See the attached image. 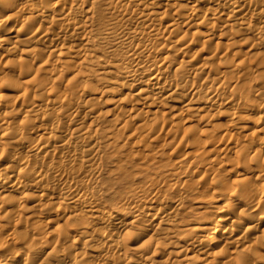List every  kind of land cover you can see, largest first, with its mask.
<instances>
[{"label": "bare ground", "instance_id": "obj_1", "mask_svg": "<svg viewBox=\"0 0 264 264\" xmlns=\"http://www.w3.org/2000/svg\"><path fill=\"white\" fill-rule=\"evenodd\" d=\"M0 264H264V0H0Z\"/></svg>", "mask_w": 264, "mask_h": 264}]
</instances>
